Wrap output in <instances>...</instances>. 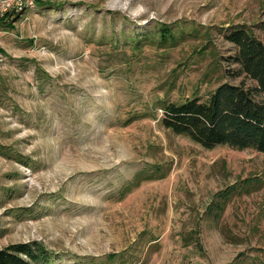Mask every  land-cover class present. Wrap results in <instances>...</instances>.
Returning <instances> with one entry per match:
<instances>
[{
	"label": "rangeland",
	"instance_id": "obj_1",
	"mask_svg": "<svg viewBox=\"0 0 264 264\" xmlns=\"http://www.w3.org/2000/svg\"><path fill=\"white\" fill-rule=\"evenodd\" d=\"M7 5L0 249L38 242L49 258L33 264H264V154L159 121L163 101L239 82L224 33L264 43V0Z\"/></svg>",
	"mask_w": 264,
	"mask_h": 264
},
{
	"label": "trees",
	"instance_id": "obj_2",
	"mask_svg": "<svg viewBox=\"0 0 264 264\" xmlns=\"http://www.w3.org/2000/svg\"><path fill=\"white\" fill-rule=\"evenodd\" d=\"M8 14L0 16V23ZM161 32L160 39L169 42L171 35ZM224 39L235 48L227 61L238 65L233 75L239 82H220L205 99L194 93L177 102L163 101L159 121L205 149L227 146L264 154V43L243 25L232 26ZM48 258L38 242L0 249V264L46 263Z\"/></svg>",
	"mask_w": 264,
	"mask_h": 264
},
{
	"label": "built area",
	"instance_id": "obj_3",
	"mask_svg": "<svg viewBox=\"0 0 264 264\" xmlns=\"http://www.w3.org/2000/svg\"><path fill=\"white\" fill-rule=\"evenodd\" d=\"M9 0H4V4L5 6H8L7 3H8ZM16 3H21L22 0H15Z\"/></svg>",
	"mask_w": 264,
	"mask_h": 264
}]
</instances>
